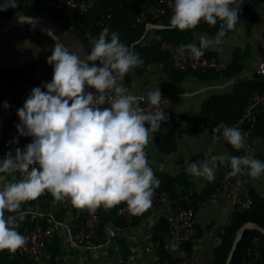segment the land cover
I'll list each match as a JSON object with an SVG mask.
<instances>
[{
	"label": "clouds",
	"instance_id": "obj_1",
	"mask_svg": "<svg viewBox=\"0 0 264 264\" xmlns=\"http://www.w3.org/2000/svg\"><path fill=\"white\" fill-rule=\"evenodd\" d=\"M240 6L238 0H174L172 28L193 29L201 20L213 26L222 22L215 37L200 36L199 45L182 44L181 50L199 59L204 50L223 43L226 30L239 20ZM10 7H16L15 0H5L0 11ZM90 39L93 47L83 52L70 50L57 37L47 58L53 65L52 80L43 85L47 91L34 87L17 110L20 135L33 140L23 149L16 148L15 156L8 152L0 159V251L15 253L26 243L18 231V219L23 220V215L5 213L19 212L22 204L45 192L57 201L70 199L78 209L94 212L101 206L111 209L126 203L129 212L140 214L151 206L160 185L145 149L168 115L161 110L146 112L120 83L143 61L121 42L118 33L112 32L109 39L107 27L98 38ZM147 101L150 107H158L160 89L149 91ZM106 102L110 106H100ZM4 107H10L7 101ZM213 132L222 134L236 150L246 145V134L224 122ZM213 138L219 139V135ZM219 165H230L228 177L239 174L242 167L254 180L264 176V161L251 153L211 155L188 164L186 171L214 182ZM16 173L20 179H8Z\"/></svg>",
	"mask_w": 264,
	"mask_h": 264
},
{
	"label": "crops",
	"instance_id": "obj_2",
	"mask_svg": "<svg viewBox=\"0 0 264 264\" xmlns=\"http://www.w3.org/2000/svg\"><path fill=\"white\" fill-rule=\"evenodd\" d=\"M22 16L18 11L0 13V72H8L18 68L30 67L41 64V79L37 82L28 80L13 81L0 84V106L7 101L9 105H23L34 87H41L50 82L53 77V65L47 63V58L52 54V49L57 42V37L70 50L87 52L83 40L67 31L59 20H41L48 32L29 23H13ZM151 24V23H150ZM150 24L146 27L143 42L151 44L158 30ZM217 33L195 31L193 37L199 42L200 36L215 37ZM212 52L222 63L227 66L237 62L242 66L241 71L228 79L204 81L195 75H187L182 79H174L171 72L163 63H152L142 73H133L130 82L124 78L120 83L129 92L145 94L159 88L162 95L168 96V103L164 106L167 113L166 121L179 122L177 130L176 148L171 152L160 149L157 133L166 132V128L159 129L146 146L147 159L154 173L163 171L172 176L186 173L192 188L190 195H200L213 183L219 181L223 167L219 165L216 170L214 182H208L202 177H193L186 171V166L195 159L201 161L211 155L227 153L229 148L223 136L219 139L211 138L198 120L203 102L216 92L232 90L239 79H251L261 76L256 73L257 68L264 65V0L255 1L240 7L239 20L235 27L226 30L223 43L213 45L206 49ZM251 109H248L250 113ZM11 123L0 124V142L5 140ZM13 149H23L31 143V136L18 134L15 136ZM243 155L251 153L264 158V140L260 138H247L246 145L241 149ZM8 177L9 180L20 179L17 173ZM241 188L254 189L264 196V176L252 179L248 174L241 177ZM184 187L179 188V192ZM186 194L185 199L193 204L198 218L197 229L199 234L193 242L189 254V264H214L216 249L224 241L222 229L231 224L233 218V204L225 196H214L205 199H190ZM164 201L159 202L154 208L142 215L134 224L128 225L121 213L118 223L108 222L102 234L97 232L94 245L84 247L72 241V234L77 233L81 216H86V209H78L67 199V204L55 199H44L42 206L25 208L22 204L19 214L40 213L51 220L52 231L48 242H56L60 253L54 257L48 250L37 256L24 254L18 249L15 253L9 250L0 251V264H159L160 249L164 246L170 255L175 250L174 238L167 232L158 231L161 219H167L175 213L173 200L169 195ZM19 231V228H18ZM264 241L256 242L253 253H247L246 261L242 264H255L260 260V245ZM53 244V243H52ZM48 246V247H47ZM256 254V256H255Z\"/></svg>",
	"mask_w": 264,
	"mask_h": 264
},
{
	"label": "trees",
	"instance_id": "obj_3",
	"mask_svg": "<svg viewBox=\"0 0 264 264\" xmlns=\"http://www.w3.org/2000/svg\"><path fill=\"white\" fill-rule=\"evenodd\" d=\"M56 0H20L16 4V7H10L6 11H0V13H10L18 11L22 15L33 16L39 20H59L64 25L67 31H70L74 35L78 36L84 41L87 52L93 47L90 37L98 38L99 34L105 27L109 29V39L112 32L119 34L120 40L125 45L131 47L142 59L143 63L133 68L125 75L127 82H130V77L133 73H142L152 63H163L165 67L171 72L174 79H182L187 75H195L204 81L216 80V79H228L237 75L242 66L237 62L227 66L226 71H209L206 73L197 72L194 70H177L173 66V60L170 55L161 49V43L167 39L177 44H188L199 42L193 37L195 31H206L209 33H217L220 29L221 21H217L216 25H209L205 21L201 22L193 29L181 31L177 28H164L158 30L151 44H145L142 37L146 32V27L150 23L170 25V17L172 10L162 15L161 18L148 20L139 24L136 20V12L141 4L153 5L158 0H99L92 8L84 12H77L73 17L57 11L52 7H42L40 3ZM174 3V1H173ZM240 7L251 4L252 2H239ZM2 4V3H0ZM234 6V5H233ZM142 39V40H141ZM141 40L140 42H138ZM204 54L209 57L215 56L212 52L204 50ZM216 57V56H215ZM37 64L10 70L8 72H0V84L18 81L12 77V72L23 74L26 69H33ZM26 80L32 78L25 76ZM24 79V80H25ZM34 81V80H32ZM37 82V81H35ZM264 88V76H255L251 79H239L236 81L232 90L219 91L211 95L203 102L202 109L198 120L208 135L213 138L214 135L222 136V134H214L213 129L220 123L224 122L229 127H236L242 130L246 134L247 138H260L264 140V107L255 105L251 108L250 113L246 110L248 106L247 98L253 91L262 90ZM162 128H166V132L157 133V141L160 149L164 152H171L176 148L177 130L180 126L179 122L162 121ZM18 134V133H17ZM214 139V138H213ZM4 142H0V152L4 150ZM229 148V155L231 156H243L242 150L234 149L227 141ZM255 158L264 161V158L259 155H253ZM201 161V159H195L193 162ZM223 167L222 175L218 182L211 184L205 192L200 195L196 193L191 194L190 188L192 183L190 182L186 173H182L179 176H172L163 171L155 172V176L160 180V185L155 188V197H160L162 194L169 195L173 200V210L184 209H196L193 204L188 203L184 197L186 194L190 195V199H205L210 197L215 190H217L226 180L234 179L236 176L228 177L227 173L231 171L230 165H221ZM248 174V169H247ZM17 177V173L14 174ZM184 187V191L179 192V188ZM248 196L252 197V208L244 212L237 210L233 212L232 222L229 226L222 229L223 243L216 249V258L214 264H226L228 255L233 246V242L237 233V230L249 221H253L260 226L264 227V196L257 193L254 189L249 188L247 190H240L239 197L246 199ZM54 199L48 192L40 195L37 199L25 202V208H32L36 206H42L44 199ZM127 208L126 203H121L111 209H105L101 206L100 216L101 223L97 230L100 234L106 229L108 222L113 221L118 223L121 219V213ZM6 216L12 213H5ZM23 215V220L18 219V228L20 230L30 222L31 213L27 212ZM87 219L86 216H81L79 220V227H84ZM138 220V219H136ZM44 228L48 226V217H44L41 221ZM81 228V229H82ZM158 231L167 232L170 228L169 221L167 219H161L158 224ZM264 241V233L256 229H246L243 237L241 238L238 246L233 255L231 264H242L245 255L250 251L257 240ZM53 243V244H52ZM49 245L48 250L51 255L60 253V248L56 242H46ZM186 248L190 252L193 248V242H187ZM260 260L259 264H264V243L260 245ZM160 259L170 260V255L166 249L161 247Z\"/></svg>",
	"mask_w": 264,
	"mask_h": 264
},
{
	"label": "built area",
	"instance_id": "obj_4",
	"mask_svg": "<svg viewBox=\"0 0 264 264\" xmlns=\"http://www.w3.org/2000/svg\"><path fill=\"white\" fill-rule=\"evenodd\" d=\"M20 0H15L17 3ZM99 0H56L40 3L42 7H52L57 11L63 12L70 17H73L77 12H84L92 8ZM174 0H158L153 5L141 4L136 12L137 23L143 24L148 18L153 20L161 18L162 15L171 11L173 8ZM262 0H238V2H255ZM5 0H0V3H4ZM161 49L167 52L173 60V66L177 70H194L197 72L206 73L209 71H226L227 65L222 63L215 56H208L204 54L199 59L193 58L190 51L184 49L181 50L180 44H177L170 40H163L161 43ZM41 64H37L33 69H26L23 74L12 72V77L18 81L24 80L25 76L32 78L34 81L41 79ZM256 73L264 76V65L257 68ZM229 83L234 81L233 78H228ZM94 91V90H93ZM133 94L137 101L138 106L147 111L164 110V106L168 103V96L162 95V101L158 107H150L147 101V95L136 92H130ZM113 93H109V96ZM143 97V99H141ZM248 106L246 110H250L255 105L264 107V88L262 90L253 91L247 98ZM23 105H10L5 108L0 106V124L11 123V129L5 137L4 150L0 152V159L6 157L8 152H11L15 156V150L13 149L14 138L19 132L16 125L20 123L17 110ZM101 107L110 106L107 102ZM148 126V125H146ZM147 153V152H146ZM244 156V155H243ZM247 175V168L242 167L241 172L236 175L234 179L226 180L217 190L213 192L214 196H225L232 201V211L240 210L242 212L252 208V197L248 196L246 199L239 197L241 190V177ZM166 194H162L160 197H152L151 206L140 214H132L126 208L123 211V217L128 225L135 223L136 219L146 214L150 209L154 208L159 202L166 200ZM64 205L67 204V199L62 201ZM101 207L97 208L94 212L86 209L87 219L85 226L77 233L72 234V241L77 245L84 247H91L94 245V239L97 236V230L101 223L100 216ZM19 217L21 214L12 213ZM46 217L40 213H32L30 222L20 230V233L25 237L26 243L20 248L21 252L31 256L41 255L46 251V242L48 236L52 231L51 220L48 219V226L43 227L41 221ZM50 221V222H49ZM169 233L176 244L175 250L170 254V260H160L159 264H189L188 257L189 251L186 248L187 242H194L197 238L199 231L197 229V215L194 209H180L177 212L169 215Z\"/></svg>",
	"mask_w": 264,
	"mask_h": 264
},
{
	"label": "water",
	"instance_id": "obj_5",
	"mask_svg": "<svg viewBox=\"0 0 264 264\" xmlns=\"http://www.w3.org/2000/svg\"><path fill=\"white\" fill-rule=\"evenodd\" d=\"M13 23H29V24H32V25L38 27V28L43 29L45 32H48L46 26L42 23V21L33 17V16L22 15L19 18L15 19V21H13ZM150 25L153 27H157L159 29L172 28L170 25H163V24L151 23ZM143 37H142V39H143ZM141 40H139L138 42H140ZM246 229H256V230H260L261 232L264 233V227L260 226L259 224L255 223L253 221H249V222L245 223L244 225H242L237 230V233H236V236H235V239L233 242V246H232L231 251L228 255L226 264H231L235 250H236L238 243L240 242L241 238L243 237V234H244ZM257 241L260 242V239H258ZM253 249H256V248L251 247L250 253H253V251H254ZM246 256H247V254L245 255L243 263L246 261ZM255 256H256V254H255ZM255 264H259V261H257Z\"/></svg>",
	"mask_w": 264,
	"mask_h": 264
}]
</instances>
